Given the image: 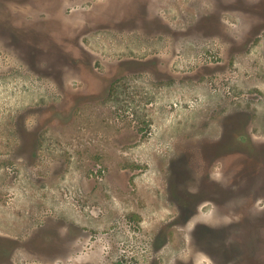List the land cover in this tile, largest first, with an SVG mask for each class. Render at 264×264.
I'll return each mask as SVG.
<instances>
[{
	"label": "rangeland",
	"instance_id": "1",
	"mask_svg": "<svg viewBox=\"0 0 264 264\" xmlns=\"http://www.w3.org/2000/svg\"><path fill=\"white\" fill-rule=\"evenodd\" d=\"M0 264H264V0H0Z\"/></svg>",
	"mask_w": 264,
	"mask_h": 264
}]
</instances>
